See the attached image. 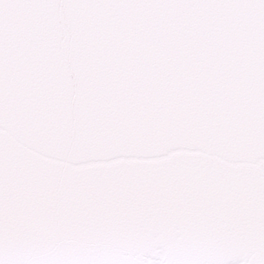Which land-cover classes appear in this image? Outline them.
Returning <instances> with one entry per match:
<instances>
[{
  "label": "snow or ice",
  "instance_id": "6c2138e0",
  "mask_svg": "<svg viewBox=\"0 0 264 264\" xmlns=\"http://www.w3.org/2000/svg\"><path fill=\"white\" fill-rule=\"evenodd\" d=\"M0 264H264V0H0Z\"/></svg>",
  "mask_w": 264,
  "mask_h": 264
}]
</instances>
